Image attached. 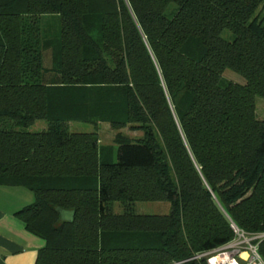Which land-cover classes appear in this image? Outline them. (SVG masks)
I'll use <instances>...</instances> for the list:
<instances>
[{"label":"trees","instance_id":"1","mask_svg":"<svg viewBox=\"0 0 264 264\" xmlns=\"http://www.w3.org/2000/svg\"><path fill=\"white\" fill-rule=\"evenodd\" d=\"M262 3L0 0V185L33 195L14 215L44 241L34 264H207L230 222L264 234Z\"/></svg>","mask_w":264,"mask_h":264},{"label":"crops","instance_id":"2","mask_svg":"<svg viewBox=\"0 0 264 264\" xmlns=\"http://www.w3.org/2000/svg\"><path fill=\"white\" fill-rule=\"evenodd\" d=\"M32 201L33 195L28 189L0 185V264H34L38 249L44 245L14 215Z\"/></svg>","mask_w":264,"mask_h":264},{"label":"rangeland","instance_id":"3","mask_svg":"<svg viewBox=\"0 0 264 264\" xmlns=\"http://www.w3.org/2000/svg\"><path fill=\"white\" fill-rule=\"evenodd\" d=\"M259 16L264 15V3L259 5L257 11ZM50 24V31L54 32L58 27V21L52 18ZM227 33H223V36H226ZM227 78H233L235 75L226 70ZM255 109L254 114L255 117L259 120H264V100L258 96L254 98ZM68 130L69 131H78V132H90L92 131V126L86 123L80 122H68ZM45 128V122L43 120H36L33 124L29 125L26 130L28 131H39ZM120 133L127 137H138L141 132L140 131H130L127 128H121ZM97 138L99 139V148L100 155L103 158L104 155L109 153L114 158L116 145L113 143V136L115 131L111 130L106 123H101L98 126L97 130ZM133 212L138 214H166L169 209V205L167 201H155V202H135L132 206ZM113 212L120 213L122 211V207L119 202L113 203ZM261 261L264 263V256H260Z\"/></svg>","mask_w":264,"mask_h":264},{"label":"built area","instance_id":"4","mask_svg":"<svg viewBox=\"0 0 264 264\" xmlns=\"http://www.w3.org/2000/svg\"><path fill=\"white\" fill-rule=\"evenodd\" d=\"M229 227L233 232L230 241L194 258L203 257L207 264H264L257 252V244L264 234L244 232L231 222Z\"/></svg>","mask_w":264,"mask_h":264}]
</instances>
